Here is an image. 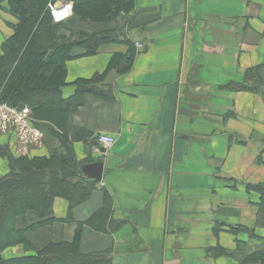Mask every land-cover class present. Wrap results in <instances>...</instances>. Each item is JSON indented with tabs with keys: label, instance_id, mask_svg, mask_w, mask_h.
<instances>
[{
	"label": "crops",
	"instance_id": "1",
	"mask_svg": "<svg viewBox=\"0 0 264 264\" xmlns=\"http://www.w3.org/2000/svg\"><path fill=\"white\" fill-rule=\"evenodd\" d=\"M7 9L0 0V46L17 22ZM71 21L72 41L114 35L93 54L72 48L65 84L46 101L63 111L64 125L36 119L29 107L42 137L25 156H71L81 167L102 160V176L83 175L93 188L71 207L54 197L53 221L40 230L66 243L79 232V253H108L96 264H238V250H263L260 196L246 186L264 184V0H134L130 11L92 27ZM125 40L136 54L116 73L107 67L126 53ZM252 68L258 91L228 88ZM101 74L102 93L77 91L76 80ZM101 134L114 143H98ZM9 170L0 157V177ZM99 210L107 221L94 218ZM215 247L232 254H210ZM37 251L35 238L1 257Z\"/></svg>",
	"mask_w": 264,
	"mask_h": 264
},
{
	"label": "trees",
	"instance_id": "2",
	"mask_svg": "<svg viewBox=\"0 0 264 264\" xmlns=\"http://www.w3.org/2000/svg\"><path fill=\"white\" fill-rule=\"evenodd\" d=\"M8 12L17 22L12 35L0 46V103L20 109L28 106L33 109L36 119L53 122L63 127L65 116L62 110L46 104L56 97L65 84V63L73 58L72 48L86 49L85 54L96 52L100 43L112 40L110 32H100L72 41V29L66 18L55 21L49 4L56 0H6ZM72 4V14L80 19L102 23L128 12L134 0H67ZM125 54L112 55L107 69L124 73L132 66L136 49L128 40ZM102 78L95 75L91 79L75 81L77 91L102 93L96 83ZM233 90H259V79L254 68L248 69L242 82L227 85ZM44 104L43 106H40ZM40 128V127H37ZM41 129V128H40ZM42 130V129H41ZM5 156L9 172L0 177V264H96L106 259L108 253L81 254L77 251L79 232L70 243L54 240L50 232L40 230L53 221L52 201L62 196L70 207L84 200L93 188V182L84 181L81 166L70 157L30 158L14 156L5 142H0V157ZM246 188L259 193V213L264 223V184L247 185ZM16 193V195H15ZM14 194V195H13ZM107 221L104 210H99L94 218ZM232 232L247 228L230 227ZM38 243L37 254L33 257H18L4 260L1 252L8 246L30 240ZM212 255H229L231 252L215 247L209 250ZM238 264H264V249L242 254Z\"/></svg>",
	"mask_w": 264,
	"mask_h": 264
},
{
	"label": "built area",
	"instance_id": "3",
	"mask_svg": "<svg viewBox=\"0 0 264 264\" xmlns=\"http://www.w3.org/2000/svg\"><path fill=\"white\" fill-rule=\"evenodd\" d=\"M50 13L55 21L63 20L72 14V5L65 2L59 6L49 4ZM62 9L65 12L60 17H56L55 13ZM5 135V142L11 151H15L16 155H25L29 146L40 141L42 132L31 120V111L27 106L20 109L7 106L0 103V136ZM97 142L103 146H109L114 143V137L101 134L97 137Z\"/></svg>",
	"mask_w": 264,
	"mask_h": 264
},
{
	"label": "water",
	"instance_id": "4",
	"mask_svg": "<svg viewBox=\"0 0 264 264\" xmlns=\"http://www.w3.org/2000/svg\"><path fill=\"white\" fill-rule=\"evenodd\" d=\"M103 162L98 160L92 163L84 164L81 167V173L87 178L100 181L102 176Z\"/></svg>",
	"mask_w": 264,
	"mask_h": 264
},
{
	"label": "rangeland",
	"instance_id": "5",
	"mask_svg": "<svg viewBox=\"0 0 264 264\" xmlns=\"http://www.w3.org/2000/svg\"><path fill=\"white\" fill-rule=\"evenodd\" d=\"M69 18L70 19H72V24H73V22H74V24H75V26H77V27H83V26H89V27H92L93 25H91L92 23H91V20H89V19H80V18H78L75 14H71L70 16H69ZM28 107V106H27ZM4 142H6L7 141V137H5V140H3ZM2 141V142H3ZM14 195V194H13ZM15 195H16V193H15ZM6 232H8V230L7 229H4V230H1L0 231V235H2V234H5ZM80 234H79V237H78V241H79V239H80ZM32 240L33 239H31L30 240V243H31V245H32ZM240 251H242V250H240ZM239 250H238V252H237V254H238V256L240 257V259H242L243 257L241 256L242 254H244V252H240ZM248 264H256V263H253V262H250V263H248Z\"/></svg>",
	"mask_w": 264,
	"mask_h": 264
},
{
	"label": "bare ground",
	"instance_id": "6",
	"mask_svg": "<svg viewBox=\"0 0 264 264\" xmlns=\"http://www.w3.org/2000/svg\"><path fill=\"white\" fill-rule=\"evenodd\" d=\"M65 12H63V10L62 9H59L56 13H55V15H56V17H60L61 15H63Z\"/></svg>",
	"mask_w": 264,
	"mask_h": 264
}]
</instances>
